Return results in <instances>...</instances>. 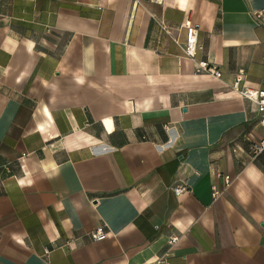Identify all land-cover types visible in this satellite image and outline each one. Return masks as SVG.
Here are the masks:
<instances>
[{
  "label": "crops",
  "instance_id": "1",
  "mask_svg": "<svg viewBox=\"0 0 264 264\" xmlns=\"http://www.w3.org/2000/svg\"><path fill=\"white\" fill-rule=\"evenodd\" d=\"M258 9L0 0V264H264V127L241 94L264 87ZM186 20L221 78L186 57Z\"/></svg>",
  "mask_w": 264,
  "mask_h": 264
},
{
  "label": "built area",
  "instance_id": "2",
  "mask_svg": "<svg viewBox=\"0 0 264 264\" xmlns=\"http://www.w3.org/2000/svg\"><path fill=\"white\" fill-rule=\"evenodd\" d=\"M254 20L257 25L264 26V9H258L254 11ZM184 26L187 27V39L183 44V51L186 57H189L195 61V71L198 74H208L216 78L222 77V71L217 67V65L211 63L210 61L198 57V52L204 49V46L198 41V25L192 23L190 20H186ZM241 75H238L235 86H238ZM241 94L243 97L251 99L257 105V110L259 113V121L262 127H264V87L261 89H254L248 85L244 86L241 89ZM264 151V136L261 140L253 142L250 145L249 153L253 158L259 156ZM217 175L220 177L223 174L218 172ZM226 184L228 185L231 182V176L226 174L224 175ZM188 189L186 182L178 184L174 187V191L177 195L182 194ZM215 197L219 196V191L214 187ZM107 237V231L104 227H99L91 232V238L94 241H101ZM180 237L177 234H173L169 239L170 249H172L176 243L179 241ZM50 252L49 249H46V253ZM152 264H169L168 253L166 252L163 255L158 256Z\"/></svg>",
  "mask_w": 264,
  "mask_h": 264
}]
</instances>
